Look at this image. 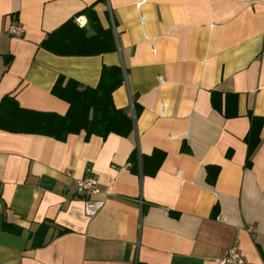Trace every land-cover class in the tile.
I'll use <instances>...</instances> for the list:
<instances>
[{
    "label": "crops",
    "instance_id": "0c3cea01",
    "mask_svg": "<svg viewBox=\"0 0 264 264\" xmlns=\"http://www.w3.org/2000/svg\"><path fill=\"white\" fill-rule=\"evenodd\" d=\"M71 19L87 35L111 31L112 48L98 50L102 37L81 54L40 46ZM103 66L121 70L112 101L135 117L128 136L0 126V264H217L233 245L264 264V0H0V100L63 115L57 78L96 87ZM251 117L262 125L247 158ZM134 148L165 153L154 175L130 170ZM88 174L106 192L93 217L75 187Z\"/></svg>",
    "mask_w": 264,
    "mask_h": 264
},
{
    "label": "trees",
    "instance_id": "16d2710c",
    "mask_svg": "<svg viewBox=\"0 0 264 264\" xmlns=\"http://www.w3.org/2000/svg\"><path fill=\"white\" fill-rule=\"evenodd\" d=\"M89 24L96 23V15L92 5L82 11ZM100 34L87 35L84 28H80L74 19L68 20L59 28L48 33L41 41L40 46L46 50L60 55H73L86 53L88 41L98 40ZM112 37L111 31L104 30L102 41L105 47L98 50H108L106 44ZM121 70L118 66H103L100 79L96 87L82 86L73 79L59 76L51 93L68 104L65 114L48 111H37L19 106L13 96L7 94L0 100V126L2 129L16 132L41 134L56 140L64 141L69 134L85 132V137L91 135L106 136L115 133L128 136L134 128V118L124 108H117L112 101V92L122 84ZM136 115V113H135ZM255 117H251L249 131L245 137L250 157L259 142L261 121L255 125ZM165 153L153 149L150 154H141L134 148L129 156L128 163L131 171L140 169L142 174L154 175L164 159ZM210 176L217 168L206 167ZM212 178V177H211ZM49 228L47 222H41L32 237V247L42 246L44 236ZM63 232L59 231L58 233Z\"/></svg>",
    "mask_w": 264,
    "mask_h": 264
},
{
    "label": "built area",
    "instance_id": "2783aa9c",
    "mask_svg": "<svg viewBox=\"0 0 264 264\" xmlns=\"http://www.w3.org/2000/svg\"><path fill=\"white\" fill-rule=\"evenodd\" d=\"M144 17H141L143 22ZM79 21V19H77ZM7 33L13 36H21L23 34V28L18 24H11L7 28ZM155 50V46L152 47ZM165 107L163 103L161 105V114ZM179 171L177 172V175ZM75 187L77 194L83 199L84 202V213L89 216H95L105 204L106 192L98 185L97 179L92 175L76 178ZM249 231H253V227L248 228ZM217 264H249L239 253L235 245L230 246L225 250L223 257L217 260Z\"/></svg>",
    "mask_w": 264,
    "mask_h": 264
}]
</instances>
